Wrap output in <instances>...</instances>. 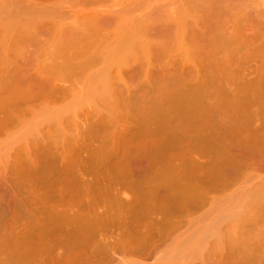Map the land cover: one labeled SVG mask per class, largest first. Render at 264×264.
<instances>
[{
  "label": "rangeland",
  "instance_id": "obj_1",
  "mask_svg": "<svg viewBox=\"0 0 264 264\" xmlns=\"http://www.w3.org/2000/svg\"><path fill=\"white\" fill-rule=\"evenodd\" d=\"M2 29H0V72L1 73L5 72L6 74H10V73L12 74V72L14 73V71L19 72L22 70V72H24L26 70L27 71L32 70L31 72L34 73V71L36 70H37L36 72L38 71L41 72V70L43 69L44 73H46L47 76L50 75L49 77L52 78L49 79L51 81V84H57L59 90H54L53 93L52 91L47 92L45 94L39 93L37 94L38 96L42 94L39 97L37 95H36L37 97H35L34 95L36 93L35 92L34 94L31 95L32 98L31 97L28 98L27 95L28 93H26V91L23 90L25 91L26 97H24L25 94H23L22 99L23 101L25 99L27 102L26 101L21 102L20 101L22 100L21 97H18L17 99L19 100L20 98L18 103L21 102L20 104L23 107L25 106V104L27 106L22 109V106L19 105L20 108L19 111H21L20 113L18 112L19 115H16L17 113L16 111L15 113L13 112V114H15L13 117L12 115L11 116L9 115L11 118L6 116L2 117L4 118L2 120L6 121L5 118L9 120L6 121L7 123L4 122L5 123V124L3 123L4 126L2 125L3 127L0 128V254H1L0 263L1 264L3 263L32 264L31 261H34L33 259H31L30 257L25 258L19 256V254H21L22 252L25 253L27 251H31L39 244L42 245L46 244L45 246L49 245L48 246L49 248L50 247L54 248V245H57L55 246V249L52 250L51 248V252L53 251L52 254H54L55 251L62 252L64 247H62L63 245L61 244V242L62 240H64L63 238L65 237L66 239H68L69 241L68 243H70L66 247L65 244L67 245L66 243L67 241L64 240L65 243L63 244L66 247L64 249L66 253H69L67 249L70 250V248L76 250L74 252L72 251L71 253H75L77 252V250H78L77 253H79L81 249H82L81 253H86L83 251L84 249L87 252H91L88 249H93V251L95 250L106 251V247L108 250L109 247L112 246L109 249V253L112 252L110 255V259L106 258L103 264H239V263L249 264L248 255H250L249 252H251V250H253L254 255H258L262 259V257L264 256V194L262 193V191H264V189L262 190L264 186V146H263L264 140L262 141L259 140V142L258 140L257 141L255 140L256 143H254L253 141H252L253 143H251L249 140L250 142L249 143L247 142L248 140L242 139L245 141L244 143L243 141H241V138L238 140L237 137H236L237 139H234L235 136L233 138V135L229 136L231 134L230 131H233V129L230 130L231 127L230 125H227L230 127H227L225 129H224V127H226L225 125H223L224 127H220L222 121L227 122V120L229 121L230 118V120H232L229 121L230 124L235 125L234 127L235 129L239 128L241 130L244 127V124L242 125V123L244 122L242 121L245 120L246 122L247 112L250 111L249 110L250 108H245L244 106L241 107L242 109L239 108L240 106L234 107V105H232L230 102L231 99L230 96H232L231 95L232 92L230 93V90L231 89L233 90L235 88L234 91H236V89L238 91L239 87L238 86L235 87V84L237 85L239 78H241V77L235 78L234 75L235 72H237V67H238L237 63L232 61V62H228L227 64L228 65L226 70V72H228L227 76L233 79L232 80L230 79L232 82L231 84L230 80H228L227 78V80L232 85V87L231 89L230 88L225 89L226 87L222 88L216 85L217 82L215 81L216 82L215 84L213 80V75L216 71L215 64L220 62L218 57L216 55H213V57L204 60L202 65H205V68L202 67L201 65L199 66L201 73L205 71V73L208 75L207 76L205 73H203L207 76L206 78L207 87L206 88L204 87L202 90L203 93L202 95L204 96L201 97L200 90L198 89L196 90L194 89L195 93L190 95L188 94L189 92H187L186 90L187 95L185 93L184 95L183 92L185 89H182L183 88L182 87L181 89L183 92L181 91V93H179L180 89L178 88L179 89L178 92L176 91L177 94L174 93L173 95L171 94L172 96H170V98L172 99L171 106L168 108H164V107H159V92L157 91L159 90L158 87L161 88L160 86L161 82L159 83V79L156 78L154 74L152 73L146 74V72L144 71L143 73L140 74L138 73L139 75L137 76L130 75L133 78H131L129 75L126 74L127 69L131 67L130 66L131 64L135 67L141 63L138 62L139 59L138 60L136 59L133 51H127V53L128 54L130 53L132 57H130V54L128 55L127 53L125 54L126 56L128 55V57H126L125 54L121 55L122 57L125 56L126 58L125 57L122 58L118 56L120 59H123L121 60L120 63H119L120 59L118 57H117V60L119 59L118 61L115 60L114 57L108 58V60L106 59L107 61L104 58V64L105 66L109 65L107 66L108 68H105L104 64H103L104 67L103 66L101 67L103 62L101 61L102 62L101 63L97 61L98 64L101 63L100 67H98V69L100 68L102 69V70L100 69L101 73L99 72V70H96L97 67L92 71L94 72L96 70L100 73L101 78L99 77L98 79L101 82H99L97 80V76H99V74H97V76L94 77L92 75L93 72H88L90 70L87 69L89 68L88 66L87 67L84 66L80 70L79 68H77L76 69L77 72L76 70L69 71V69L67 72L68 67L65 68L66 66H64V63L62 61L63 57L60 54L61 52H59L60 54L59 55L58 52L55 51L57 50L56 47L53 49L51 48L58 55V56L56 55V57L53 55L54 61L58 62V64L60 63L59 62L60 60L62 61L60 65L61 66L63 65L64 68L61 67L60 69V67L56 65L57 63L56 64L55 62L53 63L52 57H50L51 58L50 60L49 58L50 55L47 56L48 54L52 53V50L50 51L51 53L49 52L48 54L46 51L48 47L47 48L43 47L44 50L46 49L45 54L44 51H42L43 48L40 50V45L42 42L40 41L41 43H38V41L40 40L39 36H38L39 38L35 40L36 38V36L34 35L35 32H32V30L31 32L28 30H14V31L12 30V32H14L15 34L13 35L12 32L7 33L9 29L8 30L6 29L7 31H4L5 29L4 30ZM172 32H173L172 38L171 41L169 42L170 52L166 56L159 58V66L160 65L162 67L166 65L171 66L172 64H174L177 68H182L187 55V46L186 43L181 41V39L177 36V34L174 33V31ZM10 33L15 37L12 38L11 37L12 35H10ZM1 35L2 36L4 35L5 37H2ZM31 37H33V39H31L32 43L31 41L29 42V39ZM26 38H28V41ZM54 38L52 40H54ZM12 39H16V42ZM33 40L35 41L38 40L36 42L37 43L36 45L34 43L35 41ZM13 41L15 43H13ZM48 43L51 44L52 43L51 40ZM48 43L47 45L46 44L45 45L49 46ZM231 48L234 47H228V49ZM208 49L214 51L213 48H207V50ZM240 50L243 53V56H246L249 61L247 64L249 70L247 71L246 79L253 81L256 78L254 74L255 68H259L261 70L262 69L261 67H264V46H260V44L256 43L253 45L241 46ZM38 53H40L39 56L41 55V58L47 57L48 59L46 60L44 59L45 61L41 58L35 59V56H37ZM42 53L44 55L46 54L47 55L43 56ZM88 53L90 54L92 52L90 51ZM89 54L86 53L85 55L90 56ZM101 54L102 52L100 53V55ZM97 56L99 58V54H97ZM101 58L103 57L101 56ZM39 59L41 60L42 64H40ZM81 59H82V55L79 56L78 60ZM141 59L143 60V57H141ZM49 60L51 62H49ZM86 60H84V62ZM47 61L49 62L48 65H47L48 63ZM115 61L118 64L117 63L115 64ZM186 63H187L185 64L186 66L184 65L185 68L191 69V67L187 66L189 65L188 62ZM50 64L52 65L50 66ZM54 64L56 65L55 68H58L60 70L54 69ZM77 64H79L78 66L81 65L80 63ZM126 66H128L129 68H127ZM168 66L166 68H170ZM21 67H23V69L25 70L20 69ZM28 67H30L31 69ZM174 67H172L171 69H173ZM90 68L92 67L90 66ZM103 68H105V70ZM8 70H10L11 72ZM46 70H48V73L52 72L51 73L52 76L51 74H48ZM61 70L63 71V73L67 72L68 75L70 73L71 76L69 75L68 78L65 77L64 76L65 74H62ZM119 70L125 72L123 76V80L126 81L128 85L129 84L132 86L134 85L133 91L131 90L134 96L133 99L138 100L140 98L145 100L146 101L145 103L149 102V104L147 103L149 105V107L147 106L148 107L147 117L141 116L140 114L141 111H139L141 107L139 109V106H137L138 109L136 110H134L136 107H134L133 109V107L131 106L132 108L130 107L129 110V108L128 109L127 107L125 108L126 105L119 104V101L121 103H126L125 101L122 102L121 100L131 97L132 94L130 93V96H128V92L126 93V89H125L126 87L124 86L123 83L120 84L122 80H118L119 78L117 79L115 77L116 73ZM193 70L194 69H191L192 72L191 74L194 75L196 74V71ZM71 72L72 73L76 72V74L75 73L72 74ZM150 72L154 73V71H150ZM53 75L55 76L58 75V77L57 76L55 77ZM89 77H91L92 79L96 78V81L94 80V82H91L92 84L90 83L88 85V82H86V80L93 81ZM113 77L116 79H114ZM192 77L193 76H191V78ZM110 78H112V81L110 80L109 82L111 84H113L112 82H114L115 85L113 86V88L114 89L116 88L118 93H115L116 90L113 92L110 88L107 89L106 86L104 85V84L106 85L108 84V82L107 83L105 82ZM159 78H161V76ZM234 78L237 80V83L236 81L234 82L235 80ZM189 79L190 78L188 77V80ZM205 80L203 79L202 81ZM94 83L98 86L97 88L98 92L101 93L99 95L97 94V96L95 94L98 93L95 92L96 90L93 91L92 93L90 92L94 90V86L96 87ZM118 83L119 85L124 86L125 90L123 88H120L124 90V91L122 90L123 93L122 91L121 92L119 91V88H117V86L120 87ZM257 83L255 85L258 87ZM83 84L87 85V86L85 85L87 89H84ZM193 84L194 81H192L191 86ZM148 85H150L151 88L150 86L148 87ZM196 86H192V88H196ZM174 87L177 90L176 85ZM250 88L251 87H249V89ZM199 89H201V86ZM249 89L244 90V93L249 91ZM110 91H112V93ZM197 91H199V94H196ZM203 91H205L206 96ZM244 93L243 91H241V93H239L238 95H240V97L245 96L246 98L252 97L251 99L253 98L257 99L258 97V95H256L257 96L256 97L255 95L252 96L253 94L247 93L246 95H244ZM102 94L103 97H101ZM1 95H3L2 97H4V94ZM238 95L236 94L235 98L239 97ZM232 98H234V95L232 96ZM221 100H223V104L221 103V105L217 107L210 105V103L212 102L221 101ZM154 101L156 104L154 103ZM96 106L99 107V109ZM121 106L123 109L121 108ZM253 110L255 111L261 110V114L264 115V100L262 101V103L259 102V104L258 103L254 104L252 107V111ZM258 111L256 114L260 112ZM5 112H3V114ZM118 112L120 114H118ZM9 113L6 112L5 114L7 115ZM117 114L120 116H117ZM238 114L241 116H239ZM235 115L237 117H240L239 124L236 123L238 122L236 120L239 118H237ZM112 116L114 119L112 118ZM114 116L117 118H115ZM242 117L245 119L244 120L242 119L241 121ZM256 118H254V123L251 121L252 122L251 129L254 128V126H259L258 125L259 122H263L259 120L264 119V118H260V116L259 119L257 115ZM115 119L116 121H114ZM113 121L114 122L119 121L122 125H126L124 123L127 121H128L127 123L133 124V126L130 128V132L131 133L137 132V134H135L136 137L134 138L136 141L132 140L131 142H127L125 138L126 134L124 132H121L124 131V126H121L119 124L121 127L118 125V128L116 129L115 126L117 125L113 124L111 126ZM138 122L140 123V125ZM142 123H146L147 129L149 128V131L150 130L151 131L150 133L149 131L147 132L148 140L146 138V141L145 139L144 141L143 140L137 141L138 131L143 132L144 130V129L142 130L143 128ZM236 124H238L239 126ZM248 126L246 125V127H244L246 131L248 130V128H250V126L249 127ZM262 128L264 129V127ZM239 129L237 131H239ZM153 130H156L157 133L154 132ZM226 130L227 132L228 130H230L229 131L230 134L229 133L225 134ZM115 132H117L118 135L121 134L122 135L121 137L123 138L122 139L119 138L120 135L118 137L116 135L117 138L115 137V135L111 136ZM144 132L146 133L145 130ZM143 133H139L141 137V138L139 137L140 139L144 138L142 136ZM150 134H154L153 136L151 135L152 138L154 137L153 139H155L156 141H157L156 138H158L160 142L159 141L155 142L154 140V143L153 142L151 143L150 139L152 138H150L151 137ZM183 134L184 135L186 134L187 138L185 136L183 137ZM223 134L225 135L223 136ZM155 135L157 137H155ZM112 137L116 138L117 143L114 142L115 144H113V142H111V140H113ZM118 138L121 139V143L118 142L119 141ZM76 139H79L80 141H82V143H83L82 139H84L85 141L86 139H92V140L94 139L93 142L91 143L94 147L96 146L95 148H97L100 144H102L104 140L105 142H107V146L109 145V149L113 155L111 156L110 154H108L107 158L97 161L95 163L91 161L90 157H88L87 150L81 149L80 156L78 158V161L81 164V166L79 167V172L78 174L71 173L70 167L66 163L67 161L68 162L70 161L71 157L69 156L66 162L59 161V163L57 162L54 163L53 160L49 157L46 151L47 149H45L46 148L45 144L49 146L48 143L49 144L51 143L52 146L51 148H53L52 150L54 151L56 150L55 152L62 153L63 152L62 146L64 144L65 145L70 144V146H72L71 143H74L73 141H75ZM162 139L165 140V142H163V144L160 145L161 142L163 141ZM166 141L168 142V144H166L167 143ZM86 142H88V140ZM54 143L56 145L58 144L57 146H55L56 148L53 147ZM82 143L80 142V144ZM41 144L42 145L44 144L45 148ZM144 144L146 147L144 146ZM163 145L164 147L167 146V148L165 149ZM168 145L171 148H169ZM138 148H140L139 151H137ZM145 149L146 151L144 152ZM167 149H169V152L166 153L165 150ZM160 150L164 152H161ZM188 150H192L193 152L190 153L191 151ZM134 151H136L137 153L141 152L140 155L142 154L143 155L140 157L139 153L137 154ZM69 152L67 155H69ZM71 154L73 155V153ZM30 156H33L31 157L32 160L36 158L35 162L36 161L38 162L37 164H35L37 167L36 170H35L36 167L31 165L32 160H30V158L29 160L31 162L27 160L28 157ZM230 157H232L231 159L235 158L237 164L239 162L238 165L236 164L237 166L232 165L233 167H237L236 169L237 172L236 171L233 172L234 169L229 164L230 167L227 165L226 167H229L230 169L232 168L233 171L232 169L229 170L232 171V173L227 171L229 173H225L224 175L221 174L220 176L222 178L219 176L220 179H218L216 175H212L208 173V171H210L209 169L213 165L217 164L216 163L217 159L228 160L227 158ZM28 163L31 165V167L29 166ZM63 163H64V167L61 168L60 166H63ZM135 164L136 165L139 164V166H137L140 167L138 168L139 172H137L136 170L137 167ZM27 166H29L28 169H31L32 167L34 168H32V170L29 171L27 170ZM174 167H180L181 169L178 171L176 170L174 171ZM161 168L164 169L165 171L160 170ZM229 168H226V170ZM25 169L27 170V173L29 171V173L32 172L33 174L30 173L31 175L30 174L28 175L27 173H25L26 172ZM213 176H215L214 177L215 179L213 178ZM223 176H225L226 180H228L229 182L228 184V182L225 180V183L227 182V184H225L224 182L220 183V184L223 183V186L225 184V189H223L224 187L219 184L221 179L222 180L225 179ZM58 177L61 178V180L58 181L57 180ZM176 179L179 181H177ZM82 181L83 182L85 181L89 184L113 182L115 184L113 188L114 187H115L114 189L118 188V190L115 191L118 193V196H120L121 199H124V196L125 197L127 196L129 200H131L128 201V203L126 204L127 207L133 208L138 213H140L139 214L140 219H142L145 224L142 223L141 220V222L139 221V224L142 223L141 226L138 224V222H135V223H131L132 226L129 224V227H127L128 224L126 225L125 223L124 226L126 225V227H124L123 222L122 225H120L121 222L120 224L118 222L117 224L120 225L119 227L116 223L113 224L114 222L112 221H111L112 224H110V222L108 224L106 223L103 224V221L102 223H97L96 220L93 221L94 223H90L91 221L88 220L86 221L84 217L80 221L74 220V221H66V222L64 221L61 223L57 222V224L54 223L53 225H52L53 222L50 223V225L53 226L54 228L48 226L49 223L45 221L49 219L48 213L50 212V210H53L54 208H57L59 210L64 209L63 206L64 203H62L61 199H59L60 197L59 195L62 192L61 190L59 192L57 191L59 190L58 187L59 188L68 187L73 190L72 187L74 186V184L80 183ZM175 183H181L182 185L179 184L181 187L190 185L189 187L192 188L193 190L190 188L188 190L187 189L188 187L187 188L184 187L187 189L184 190L183 187L181 188L179 187V185H176ZM215 184L216 186L218 184L220 186H217L216 188ZM204 185L206 188L208 186V188L206 189ZM227 185L229 186L226 187ZM53 187H55V189ZM195 187L197 189V192ZM200 189H203L205 191V193H203L205 196L202 195L203 190ZM72 190L70 192L68 191L67 192L75 193V189L73 191ZM112 191L113 190H111V192ZM91 193L92 192H90L89 195L87 196L76 197L75 195V197H72V199L75 198L74 200H72L74 201L73 202L74 207L80 206L79 207L80 210H83L84 205L85 204L87 205L90 197L98 194V196H94L95 201H94V197L92 199L95 203L94 204L95 206L94 209L96 208L95 209L96 211L94 210L95 212L97 211L102 212L105 210L109 211L111 208L112 209L109 212H111L112 210H114L112 212H115L117 209L119 210L118 208L119 203L117 200L115 202L107 195L109 197L108 198L107 196H105V193L103 195L104 197L103 196L101 197L102 195L101 192H100L101 194L97 193V191L92 194ZM14 194L17 196H15ZM99 195L100 198H98ZM10 201L15 203H11ZM8 203H10L9 206ZM12 204H14L15 206ZM7 206L8 208L11 206L12 209L14 206L17 209V211L15 209V214L13 213L12 215V212H10L9 210L11 208L8 209ZM65 206L67 207L68 205ZM67 209H70V206ZM151 213L153 215H151ZM126 216L127 214L124 215V217ZM152 216L155 217L151 219L150 217ZM149 219L151 220V222L149 221ZM154 220L158 221V223L155 222L152 223V221ZM147 221H149L152 225H150V223ZM55 225L57 226V228ZM145 225H147V227H145ZM46 226L51 227L52 229ZM26 227L27 229L29 228V232L26 234L27 236L29 234L28 238L23 237L26 236L25 235V233L27 232V231L25 232V230H27ZM137 227L139 229L141 227L142 231L138 229L140 233L138 232ZM133 228L137 230V232H135ZM143 229L146 232L144 233L145 235L143 234L144 232ZM9 230L10 232L8 233ZM4 231H6L8 235L4 234L6 233ZM52 231L55 233L52 234ZM151 231L152 232L155 231L154 232L155 235H152L153 233ZM9 234H11L10 237H7L9 236ZM60 236H62V239L60 238L61 242L59 240L60 242L59 243L58 238ZM139 236L142 239H140ZM149 236H152L151 239H148ZM103 237L104 239L107 240V242L105 240H102ZM114 237L116 238L114 239ZM117 237H120V239ZM144 237L146 238L144 239ZM124 238L126 239V241ZM100 240L106 242V243L102 242V244L104 245H106L108 242L109 243L107 244V246L105 247L103 246L104 247L103 249H100L102 248V245L101 246L99 244H98L99 246L97 244H96L97 246L92 245V243L99 242ZM143 240L144 242L146 241L145 242L146 244L143 242ZM138 241L140 242V244L138 243ZM127 243L130 244V247H128L129 245ZM131 243L132 244L138 243L140 247L137 246V244L132 245V248L136 249L133 250L131 248ZM124 244H127V246ZM143 244L145 245L146 249L149 248V251L151 250L152 252V255L150 257L148 256L149 257L148 259L144 258L145 255H143L144 257L142 256L143 252H141L140 248L143 249L145 248ZM59 246L62 249L59 248ZM57 248L59 250H57ZM111 249L113 250L110 251ZM14 252L17 254H15ZM48 252L51 253L49 250ZM117 252L119 253L117 254ZM10 253L11 254L14 253L17 258L18 256L23 258L24 262L22 261L21 263V261H19L21 258L18 260L15 256L14 258H9L11 257L9 256L11 255ZM6 254L7 257L5 256ZM46 254L48 253L43 252L45 258L44 260L47 261V264H51L52 261L49 258L46 259L47 257H49V256L46 257ZM239 255H242L244 256L243 258L245 259L247 258V259L246 260L243 259L242 261V257H240L241 258L240 261ZM30 259L31 261H29ZM107 259L109 260L107 261ZM237 260H239L240 262L235 263ZM262 260L264 261V259ZM44 263L46 264V262ZM98 264H100V262Z\"/></svg>",
  "mask_w": 264,
  "mask_h": 264
},
{
  "label": "bare ground",
  "instance_id": "obj_2",
  "mask_svg": "<svg viewBox=\"0 0 264 264\" xmlns=\"http://www.w3.org/2000/svg\"><path fill=\"white\" fill-rule=\"evenodd\" d=\"M0 12H1L0 13V29L3 28L2 30L5 29L4 31H7L9 29L7 31V33L12 32V30L13 31L14 30H28L30 32L32 30V32H35V34H34L36 36L35 40L40 37L39 38L40 40L39 41L37 40L38 43L42 42L41 45H40V50L43 47L44 48L48 47L50 50L48 48H47V50L45 49L47 51V54H48L53 48L56 47L57 50H55V51L58 52V54H59V52H61L60 54L63 57L62 61L64 63V66H66L65 68L68 67L67 68V72H68V69H69V71H71V70L75 71L77 68H79V70H80L84 66L85 67H87V66L89 67V68H87L88 70L90 69L88 72H93L92 70L96 69V67H97L96 70H99V72H100L101 68L98 69V67H100L102 62L103 63L101 65V67L103 66L104 58H105V60L106 59L108 60V58L114 57V59L117 60L118 56L122 57L121 55L122 54L124 55L125 53H127V51H133L136 59L137 60L139 59L138 62L139 63L141 62V63L140 64L138 63L139 65L135 66V67L132 64L130 65L131 66L130 68L128 66H126L127 68H129V69H127L126 74L129 75V76L130 75H132V76L136 75L137 76L140 73H143L144 71L146 72V74H149V73L150 74L151 73L154 74V76L159 79V83L161 82V85L159 84L161 86V88L158 87V89H159L158 91H157V88H156V91L159 92V107H164V108L170 107L171 104H172V101H171L172 99L170 98V96H172L174 93L177 94L179 89H180L179 93H181L182 89H185L184 92L182 91L183 94L184 93L186 94L187 92H189L188 93L189 95L190 94H194L195 93L194 91L196 89H198V90H200L201 97L204 96V95H202L203 94L202 90H203L204 87L205 88L207 87L206 86V82H207L206 78H207L208 75L205 73V71H203V73H205L207 76L205 74L201 73V70L199 69V66L201 65L202 67L205 68V65H202L204 60H206V59H208L210 57H213V55H216L218 57V59L220 60V62L215 64L216 71H215V73L213 75L214 83L216 84V82H217L216 85H218V86H220L222 88L226 87L225 89H229V88L231 89V87H232L231 80L233 78L231 79L229 76H227L228 72H226V70H227L228 62L234 61L235 63L238 64L237 72H235V74H234L235 78L236 77L237 78L241 77L238 80V84L240 86L238 84L237 85L235 84V87L238 86L240 88V91H239V88H238V91H237V89H236V91H234L235 88L233 90L232 89L230 90V93L232 92L231 95L232 96L234 95V98H232V96H230L231 99H232V100L230 99V102H231L232 105H234V107L235 106L236 107L240 106L239 108H241L242 106H244L245 108H250L249 109L250 111L247 109L249 112H247V110H246V112H247V115H246L247 116V120H246V122L244 120L245 118H243V117L241 118V121H242V119L244 120V121H242V122H244V123H242V125L244 124V127H246V125L247 126L249 125L250 128H248V130L246 131V129H244V127L242 128V126H241V128L244 129L245 131L242 130V129L240 130L239 128H238L239 131H237L238 129L236 128L237 129L236 130L234 128L235 125L230 124L229 121H232V120H230V118H229V121L226 119L227 122L222 121V124H221L220 127H224L223 125L226 126V127H224V129L227 128V127H230V126L233 127V128L230 127V130L233 129V131L228 130V132H227V130H226L225 134L226 133L228 134L229 131H230L231 134L229 133L230 134L229 136L233 135V138L235 136L234 139L238 138V140L241 138V141H243L244 143H245V141L242 140V139L248 140L247 142H249V140H250L251 143H253V142L256 143L255 140L256 141L258 140V142H259V140L260 141L264 140V129L262 128V127H264V124H263L264 123V119L259 120L260 118H264V115L261 114V110H259L260 112L258 110H256V111L253 110L252 111V107H253L254 104H257V103L259 104V102L262 103V101L264 100V67H261L262 68L261 70L259 68H255L254 74H255L256 78L253 81L247 80L246 79L247 78V71L249 70L248 67H247V64H248L249 61H248V58L246 56H243V53L240 50L241 46H248V45H253V44H256V43L260 44V46H264V0H0ZM172 31H174V33L177 34V36L181 39V41L186 43L187 55H186V59L184 61V65L187 64L186 62H188L189 65H187V66L191 67V69H194L196 71V74H194V75L191 74L192 73L191 69L190 68L186 69L185 68L186 65L185 66L183 65L182 68H177L174 64H172V65L169 64L172 67L175 66L173 69H171L172 67L168 66V65L163 66V67L161 65L159 66V58H162L163 56H166L170 52L169 51V42L171 41V38H172V33H173ZM12 34L15 35L14 32H12ZM12 34L10 33V35H12ZM51 34H53V35H51ZM13 35L11 36L12 38L15 37ZM35 36H33V37H35ZM51 36L53 38L55 37L54 40L56 41V43H55L54 40H52L53 38ZM2 37H5V36L3 35ZM33 37H31L29 39V42L31 41V43H32L31 39H33ZM48 37H49V40H48ZM26 39L28 41V38H26ZM12 40H14L16 42V39H12ZM35 40H33V41H35ZM50 40L52 42L51 44L48 43ZM14 41H13V43H15ZM37 41L34 42L35 45L37 44L36 43ZM47 43L49 44V46H46ZM55 44H57V45H55ZM50 46H52V47H50ZM57 46H58V48H57ZM228 47H234V48L228 49ZM44 48H43L42 51H44V54H45L46 52H45ZM207 48H213L214 51H211L209 49L207 50ZM55 51L52 50V53L50 52L52 55L51 54H48V55L46 54L47 56L50 55L49 58L52 57L53 63L55 62L54 61V56L56 57V55H57ZM90 51L92 53L89 54L88 52H90ZM100 51L102 52L101 55H100V53H101ZM30 53H31V51H30ZM81 53H83V54H81ZM84 53L85 54L87 53L90 56L85 55ZM39 54L40 53H38L37 56H35V59L41 58V55L39 56ZM44 54L42 53L43 56H46ZM79 54L82 55V59L81 60H78L79 56H81ZM97 54H99V58H98ZM31 55H32V53H31ZM83 55H84V57H83ZM128 55L126 56V54H125L126 57H128ZM85 56H87V57H85ZM101 56L103 58H101ZM125 56H123V57H125ZM28 57H29V55H28ZM130 57H132L131 54H130ZM141 57H143V60L141 59ZM29 59H31V58H29ZM41 59H43V60L45 59L46 60L48 58L46 57V58H41ZM101 59H103V60H101ZM50 60H51V58H50ZM50 60H49V62H51ZM74 60H75V63H74ZM76 60H78V61H76ZM84 60H86V61L84 62ZM121 60H123V59H120L119 63L121 62ZM62 61L60 60L59 62L62 63ZM97 61L98 62L102 61V62L98 64ZM29 62H31V61H29ZM49 62L47 63V65L49 64ZM76 62L80 63L81 65L78 66L79 64H77ZM60 63L58 64V62H55V64L58 67H60V69H61V67L64 68V66L63 65L61 66ZM116 63L117 62L115 61V64ZM40 64H42L41 60H40ZM52 64H50V66ZM55 64H54V69L60 70L58 68H55L56 67ZM75 64H77V65H75ZM110 64H111V61H110ZM28 66H31V65H28ZM90 66L92 68H90ZM104 66H105V64H104ZM107 66H109V65H107ZM107 66H105V68H108ZM167 66L170 67V68H166ZM43 67H45V66H43ZM28 68H30V67H28ZM105 68H103V69L105 70ZM163 68H165V69H163ZM20 69H23V67H21ZM23 70H25V69H23ZM42 70H41V72L40 71L36 72L37 71L36 70V71H34V73L31 72L32 70L31 71L28 70L29 72L27 70L24 71V72H22V70L19 71V72H15L14 71V73L12 72V74L10 73L11 72L10 70H8V71H10L9 72L10 74H6L5 72L4 73L0 72L1 73L0 74V77H1L0 78V113H1L0 114V118H1L0 119V126H1L0 128H2L4 126L3 125L4 122L7 123L6 121L9 120L7 118H5L6 121L2 120V119H4V118H2L3 116L4 117L5 116L6 117H10L12 115V117H13L15 115V114H13V112L15 113L16 111H17L16 115H19V113L21 112V111H19L20 110L19 105H21L20 103L23 101L22 97H23V94H25V91H26V93H28L27 94L28 98H30L31 95L34 94L35 92L36 93L34 95H35V97H37L38 96L37 94H39V93H44L45 94V93L51 92V91L53 93L54 90H59V87L57 86V84H51V81L49 79H52V78L49 77L50 75L47 76V74L44 73V70H43V72H42ZM96 70L93 72L94 74L92 73V75L95 77V76H97V74H99V76H97V80L99 82H101L98 79L100 77V73L101 72L99 73ZM150 71H154V73L150 72ZM46 72L48 73V70H46ZM76 72H77V70H76ZM76 72H74V73L76 74ZM51 73L52 72H50L48 74H51ZM66 73H63V71H62V74H65L64 76L68 78L70 73H69V75H68V73L67 74ZM74 73H72V74H74ZM89 74H91V73H89ZM102 74H104V73H102ZM124 74H125V72H123L122 70H119L116 73L115 77L117 79L119 78L118 80H122L123 81V82L122 81L121 82L119 81V82H120V84H122V83L124 84V86L126 87L125 88L126 89V93L128 92V96H130V93H132V91L134 89V87H133L134 85L133 86L130 85V84L128 85V83L123 80ZM201 74H203V75H201ZM92 75H90V76H92ZM51 76H52V74H51ZM53 76H55V75H53ZM56 76L58 77V75H56ZM160 76L162 78V81H161V78H159ZM191 76H193V77L191 78ZM152 77H153V75H152ZM188 77L190 78L189 80H188ZM67 78H65V79H67ZM89 78H91V77H89ZM116 78H114V79H116ZM131 78H133V77H131ZM227 78H228V80L231 79L230 80L231 84L229 83ZM102 79H103V77H102ZM201 79L202 80L206 79V80L202 81ZM84 80H86V79H84ZM91 80H93V81H89V80L87 81L86 80V82H88V85L91 82H94V80L96 81V78L95 79L91 78ZM110 80L112 81V78H110L109 80H106V82L105 81H102V82H105V83L108 82L107 85L104 84V83L103 84L106 86L107 89L110 88L114 92L116 90V88L115 89L113 88V86L115 84H114V82H112L113 84H111L109 82ZM192 81H194V84L196 83L195 85L194 84L192 85V86H196L197 85L196 88H192V86H191ZM235 81L237 83L236 79L234 80V82ZM97 82H96V84H97ZM124 82H126L127 84L124 83ZM163 82H165V83H163ZM257 82L260 83V84H258ZM256 83H257L258 87L255 85ZM85 85H84V89H87L85 87ZM118 85H119V83H118ZM173 85L174 86L176 85L177 90H176V88ZM233 85H234V83H233ZM119 86L120 87L117 86V88H119V91L121 92L124 89V86H122V85H119ZM149 86L150 85H148V87ZM200 86H201V89H199ZM90 87H91V85H90ZM249 87H251V88L249 89ZM60 88H61V86H60ZM80 88H83V87H80ZM97 88H98L97 85H96V87L94 86V90H92L90 92L92 93L95 90H96L95 92H98ZM120 88H123V89H120ZM150 88H151V86H150ZM88 89H90V88H88ZM248 89H249L250 92L247 91V92L244 93V90H248ZM23 90H25V91H23ZM64 90H66V89H64ZM173 90H175V91H173ZM186 90H187V92H186ZM112 91H110V92L112 93ZM116 91H115V93H118V91L117 92ZM123 91H122V93H123ZM241 91H243L244 95H246L249 92L248 94H253L252 96L258 95V97L256 96L257 99L256 98L251 99L252 97H250V98L247 97L246 98L245 96L244 97H240V95H238V94L241 93ZM101 92H102V90H101ZM203 92L205 93V91H203ZM237 92H239V93H237ZM52 93H50V94H52ZM106 93H108V92H106ZM259 93H260L261 97L259 96ZM1 94H4V97H2L3 95H1ZM95 94L97 96V94L99 95L101 93L98 92V93H95ZM196 94H199V91H197ZM236 94L240 98L239 97L235 98ZM41 95H39V96H41ZM105 95H107V94H105ZM132 96H133V93L131 94V97L121 100L122 102L125 101L126 103H121L119 101V104L120 105L121 104L122 105H126L125 108L126 107H127V109L129 108V110H130L131 106L133 107V109H134V107H136L134 110L138 109L137 106H139V109H140V107L142 109V110L141 109L139 110V111H141V113H140L141 116L142 117H147L148 116V107H149L148 104H149V102H147L148 103L147 104V103H145L146 102L145 100L140 99V98L138 100L137 99H133L134 96L133 97ZM205 96H206V93H205ZM18 97H21V99H22V100H20V98H19V100L21 101L19 103H18L19 100L17 99ZM24 97H26V94L24 95ZM101 97H103V94L101 95ZM259 97H260V100H259ZM199 98H200V96H199ZM16 100H17V102H16ZM25 101L26 100L24 99L23 102H25ZM31 102H32V100H31ZM154 103H155V101H154ZM205 103H206V101H205ZM221 103L223 104V100L212 102V103H210V105L217 107V106L221 105ZM110 104H111V102H110ZM17 105H18V107H17ZM99 105H101V104H99ZM26 106L27 105L25 104L24 107H26ZM24 107L22 106V109ZM97 108L99 109V107H97ZM114 108H115V106H114ZM121 108H122V106H121ZM146 109H147V112H146ZM257 109H260V108H257ZM129 110H127V111H129ZM143 110H144V112H143ZM150 110H149V112H150ZM5 111L7 113H9V112L10 113L6 115ZM257 111L259 112L258 114H256ZM3 112H5L4 113L5 115L3 114ZM118 114H120V113L118 112ZM118 114H117V116H120ZM128 114H129V112H128ZM259 114H261L262 117ZM256 115L258 116V118L260 116V118L258 120L259 121H263V122H259V124H258L259 126H254L253 125L254 128L251 129V126H252L251 123L252 122L254 123V118H256ZM239 116H241V115H239ZM236 117H235V119H236ZM112 118H113V116H112ZM115 118H117V117H115ZM237 118H239V119L236 120V121H238L236 123L239 124L240 117H237ZM114 121H116V119ZM241 121H240V123H241ZM113 122H112L111 126L113 124L117 125V126L114 125L116 129L118 128L119 124L121 126H124V131H121V132H124L126 134L127 137L125 136V138H126L127 142H131L132 140L136 141L134 138L136 137L135 134H137V132L136 133L132 132L133 134L130 132V128L133 126V124L127 123L128 121L124 123L126 125H122L119 121L114 122V123ZM233 122H235V121H233ZM238 124H236V125H238ZM139 125H140V123H139ZM139 125H138V127H139ZM142 125H143L142 126L143 127L142 130L144 129L146 131V133L144 132V130H143L144 133L138 131V135H137L138 138L140 137L139 133H143V135L142 134L141 135L144 138L140 139L141 138L140 137L139 140L137 138V141H141V140L144 141V139L146 141V138L148 140L147 132L149 131V128L147 129L146 123H142ZM227 125H230V126H227ZM139 129H141V128H139ZM114 131H116V130H114ZM150 131H149V133H150ZM153 131L156 132V130H153ZM225 134H223V136ZM113 135H115V137H116V135H117V137L120 135L119 138H121V139L123 138V137H121L122 135L121 134L118 135L117 132L113 133L111 136H113ZM151 135L153 136L154 134H150V136ZM148 136H149V134H148ZM152 136L150 138H152ZM184 136L186 137V134L185 135L183 134V137ZM155 137H157V136L155 135ZM183 137H181V138H183ZM112 138H113V140H111V142H113V144H115L114 142L117 143L116 138H114V137H112ZM153 138L150 139L151 143L152 142L154 143L155 139H153ZM121 139H119L118 142L121 143ZM156 139H157V141H159L158 138H156ZM82 140H83V143L79 139H76L75 141H73L74 143H71L72 146H70V144H68V145L64 144L62 146V149H63L62 153H58V152H55L56 150L55 151L52 150L53 148H51L52 147L51 143L50 144L48 143V145L50 147L45 144L46 148H45L44 144L43 145L41 144V145L44 146L45 149H47L46 151H47L49 157L53 160L54 163L55 162L59 163V161H65L66 162L67 158L70 156L71 157L70 161L69 162L67 161L66 163L70 167L71 173H74V174H78L79 167L81 166V164L78 161L81 149H86L87 152H88V157H90L91 161L95 162V163L97 161H100V160H103V159L107 158L108 154H110L111 156L113 155L112 152L109 149V145L107 146V142H105L104 140H103V143L100 144L97 148H95L96 146L94 147L92 145V143H91V142H93L94 139L93 140L92 139H86V141L88 140V142H86L84 139H82ZM90 140H92V141H90ZM157 141L155 140V142H157ZM80 142L82 144H80ZM163 142H165V140H163L160 145H162ZM166 144H168V142ZM57 145L54 143L53 147H55ZM137 146H139V145H137ZM137 146H135V147H137ZM144 146H145V144H144ZM163 147H164V145H163ZM168 147L171 148L169 145H168ZM57 148H59V147H57ZM140 148H141V146H140ZM140 148H138V150L137 149L136 150L139 151ZM164 148L166 149L167 146L164 147ZM42 149H43V147H42ZM146 149L144 150V152L146 151ZM160 151L164 152L162 150H160ZM165 151L167 153V152H169V149H167ZM170 151H171V149H170ZM188 151H191L190 153L193 152L192 150H188ZM68 152H69V155H67ZM134 152L137 153L136 151H134ZM71 153H73V155ZM138 153H139L140 157L143 155V154L140 155L141 152H138ZM166 153H164V154H166ZM26 157H27V154H26ZM31 157H33V156H30L27 159L29 162H31L30 160H32ZM29 158H30V160H29ZM231 158L232 157L227 158L228 160H224V159L218 160L217 159V161H216L217 164L213 165L209 169L210 171H208V173L212 174V175H216L217 178L220 179V177H221L220 175L221 174L224 175L225 173H229V172L232 173L233 169H234L233 172H235L237 167H233L232 165L235 166L237 164V162H236L235 158H234L235 161H234V159H231ZM35 159H33L34 161L32 160V163H31V165L34 166V167H36L35 164L38 163L37 161L35 162ZM232 163H234V164H232ZM61 164H59V165H61ZM229 164H230L231 167H233V169L231 168L232 171H229V170H231L229 168L230 167ZM238 164H239V162H238ZM31 165L29 164L30 167H31ZM226 165L229 166V167H226ZM29 166H27V170H29V171L32 170V168H34V167H32L31 169H28ZM137 166H139V164H137L136 167ZM140 166H143V165H140ZM60 167L61 168L64 167V163H63V166H60ZM159 167H161V166H159ZM138 168H140V167H137V169H136L137 172H139ZM143 168H145V167H143ZM163 168H166V167H163ZM226 168H229V169L226 170ZM36 169H37V167L35 168V170ZM180 169H181L180 167H174V171L175 170L178 171ZM27 170L25 169V171H26L25 173H27ZM160 170L163 171L164 169L161 168ZM29 171L27 173L28 175L30 173L33 174L32 172L29 173ZM227 171H229V172H227ZM58 174H59V172H58ZM74 176H77V175H74ZM214 177L215 176H213V178ZM223 177L225 178V176H223ZM178 179H180V178H178ZM57 180L59 181V180H61V178L58 177ZM223 180L221 179L219 184L221 182L225 183L226 178L223 179ZM177 181H179V180H177ZM226 181L228 182V180H226ZM227 182L225 184H227ZM175 184L176 185H179V184L182 185L181 183H175ZM219 184L217 186H220V185L223 186V183L220 184V185ZM225 184L223 186L224 188L222 187L223 189H225ZM228 184H229V182H228ZM114 185L115 184L113 182L94 183V184L90 183L89 184V183H87L85 181L84 182L82 181L80 183L74 184L75 187L74 186L72 187L73 190L75 189V193L74 192L68 193V192H70L72 190L71 188H68V187L59 188L58 187L59 190H57V191L59 192L61 190V192H62L61 194L59 193L60 194L59 195L60 196L59 199H61L62 203H64L65 205H68V206L66 207L63 204L64 209H62V210H59L57 208H54L53 210H50V212L48 213L49 219L46 220L45 222H48L49 225H48V223H47V225L51 226L50 223H52V222H53L52 223V225H53L54 223L57 224V222L61 223V222H64V221L66 222V221H74V220L75 221L76 220L80 221V220H82V218L85 217L86 221L87 220L91 221L90 223H94L93 221L96 220L97 223H102V221H103V224H105V223L108 224L109 222H110V224H112V222H114L113 224H115V223L117 224L118 222L120 224V222H121L120 225H122V222H123V226H124L125 223H126V225L128 224L127 227H129V224L132 226L131 223L138 222V224H139V221L141 222V220H142V219H140V215H139L140 213H138L133 208L127 207L126 204L128 203V201H131V200H129V198L127 196L126 197L124 196V199H121V197L118 196V193L115 192V191L118 190V188L114 189L115 188V187L113 188ZM180 185H179V187H181ZM189 186L187 185V186H184V187H186V188L188 187L187 189L189 190V188H190ZM215 186H216V184H215ZM217 186H216V188H217ZM228 186L229 185H227L226 187H228ZM204 187H205V185H204ZM53 188L55 189V187H53ZM186 188H184V190H187ZM205 188H203V189H205ZM207 188H208V186H207ZM190 189H192V188H190ZM195 189H196V187H195ZM203 189H200V190H203ZM263 189H264V186H263L262 190ZM111 190H113L115 193L113 191L111 192ZM192 190H190V191H192ZM96 191L99 194L102 193L101 197L105 193V196L108 195L115 202L117 200L118 203H119V207H118L119 210L117 209L116 210L117 212L116 211L112 212V211H114V210H112L111 211L112 213H111V212H109L112 209L111 208L109 211L105 210V211H102V212L101 211L95 212L96 208L94 209V207H95L94 206V204H95L94 203V201H95V197L94 196H98L97 193H95L97 195H94V196L90 197L87 205L86 204H85L86 206L84 205V209L83 210H80V208H79L80 206L79 207H74V205H73L74 201H72V200H74L75 198L72 199V197H75V195H76V197L87 196V195H89L90 192L94 193ZM53 192H54V190H53ZM56 192H55V194H56ZM196 192H197V189H196ZM198 192H199V190H198ZM207 192H208V190H207ZM203 193H205L204 190L202 191V195H204ZM262 193L264 194V191H262ZM15 196H17V195H15ZM206 196H207V194H206ZM93 197H94V201L92 200ZM98 198H100V195H99ZM11 203H15V202H11ZM118 203H116V204H118ZM9 205H10V203H8V206ZM12 205H14V204H12ZM8 206H7V208H8ZM11 206L9 208H11ZM14 206H13V209L12 208L11 209L8 208L10 210V212H12V215H13V213L15 214V209L16 208ZM69 206H70V209H67ZM17 207H19V206H17ZM16 211H17V209H16ZM126 214H127V216L124 217V215H126ZM151 215H153V214L151 213ZM154 217L152 216L150 218L152 219ZM141 218H143V217H141ZM85 220H83V221H85ZM171 220H174V219H171ZM149 221L151 222L150 219H149ZM149 221H147V222H149ZM160 221H162V220H160ZM160 221H159V223H160ZM153 222L158 223V221H156V220L152 221V223ZM142 223H144L143 220H142ZM142 223H140L139 225L141 226ZM103 224H100V225H103ZM120 225H118V226L120 227ZM126 225L124 227H126ZM150 225H152V224L150 223ZM25 226H27V225H25ZM48 226H46V227H48ZM51 227H53V226H51ZM51 227H48V228L52 229ZM145 227H147V225H145ZM56 228H57V226H56ZM26 229H27V227H26ZM138 229L139 228L137 227V230ZM4 230H7V229H4ZM137 230L134 229L135 232H137ZM139 230L142 231L141 227H140ZM139 230H138V232H139ZM45 231H47V230H45ZM53 231H52V234L55 233ZM143 231H144V229H143ZM4 232H6V231H4ZM9 232H10V230L8 231V233ZM25 232H26L25 233V235H26L29 232V228L27 230H25ZM149 232H148V234H149ZM154 232H152L153 233L152 235H155ZM8 233L6 232L4 234L8 235ZM144 233H146V232L144 231L143 234ZM11 234H9V236H7V235L6 236L10 237ZM135 235H136V233H135ZM28 236H29V234H28ZM28 236L26 235V236H23V237L24 238L25 237L28 238ZM63 237H65V236H63ZM120 237H122V236H120ZM120 237H117V238L120 239ZM135 237H137V236H135ZM151 237L152 236H149L148 239H151ZM60 238L62 239V236H60L58 238V242H59ZM115 238L116 237H114V239ZM132 238H133V236H132ZM142 238H143V235H142ZM142 238L140 237V239H142ZM145 238L146 237H144V239ZM63 239L67 241L66 242L67 245L65 244V246L67 247L68 244H70V243H68L69 241H68V239H66V237L63 238ZM114 239H113V241H114ZM135 239H137V238H135ZM64 240H62V242L60 240V242L63 245L62 247H64V249H65L66 247L63 244V243H65ZM102 240H105L107 242V240L104 239V237H103ZM102 240L99 241L100 243L99 242H94V243H92V245H96V244L97 245L99 244L100 246L102 245V248H100V247H98V248L103 249L105 246H107V244L109 242L106 245H104V244H102V242L103 243H106V242H104ZM122 240H123V238H122ZM125 241H126V239H125ZM140 241H142V240H140ZM143 242H144V240H143ZM138 243L140 244L139 241H138ZM138 243H135V244H137V246H139ZM56 244H57V242H56ZM127 244L129 245L128 247H130V244L129 243H127ZM127 244H124V245L127 246ZM135 244L131 243V248H132V245H135ZM147 244H149V243H147ZM45 245L44 244L43 245L39 244L31 251H27V252L24 251L25 253L22 252L21 254H19L20 253L19 252L18 254H19V256H22V257H25V258L26 257H28V258L30 257L31 259H33L34 261H31V259L29 260V261L32 262V264H34V263L35 264H45L44 262H46V264H47V261L44 260L45 259L44 258L45 254L43 255V252L44 253H48V254H46V257L47 256H49V257H47L46 259L49 258L52 261L51 264H98L99 262H100V264H103V262H105L104 260L106 258L110 259V255L112 253V252L109 253V249L112 247L111 246V247H109L108 250H107V247H106V251H108V252L102 251V250L93 251V249H88L91 252H87L84 249L83 251L86 252V253H81L82 252V249H81L79 253H77L78 250L75 253H71L72 251L74 252L76 250L75 249L73 250V249L70 248L71 251L69 249H67V251H69V253H66V251L63 249L65 252L63 250H62V252L58 251L59 253L57 251H55L54 254H52L53 253V251L51 252V248L52 247L49 248L48 247L49 245L48 246H45ZM55 246H57V245H54V248H52V250L55 249ZM144 247H145V245H144ZM59 248H61V247L59 246ZM131 248H129V249H131ZM132 249L136 250L134 248H132ZM140 249H141V252H143L142 256L145 255V257L143 256L145 259H148L152 255V252H151V250L149 251V248H147L148 250L146 249V247L144 249L143 248H140ZM142 249H143V251H142ZM48 250L51 253H49ZM57 250H59V249L57 248ZM112 250L113 249H111L110 251H112ZM14 253H12V254L10 253L11 255L8 254L9 256H11V257H9V256L8 257L9 258H14V256L16 257L15 254H17V253H15V254ZM55 253H57V254H55ZM118 253L119 252H117V254ZM249 253H250V255L247 254L248 255V263L249 264H258L260 261H261L260 263L264 262L262 260V259H264V256L261 259L258 255H254L253 250H251V252H249ZM114 254H115V251H114ZM247 255H246V257H247ZM0 256H1V254H0ZM5 256L7 257V254ZM19 256H18V258L16 257L18 260L21 258ZM146 256H147V258H146ZM235 257H238V256H235ZM240 257H242V261H243V259H245V258H243L244 256L239 255V260L241 259ZM109 259H107V261ZM232 259H234V258H232ZM239 260H237L235 263H239L241 261V260L240 261ZM19 261H21V263H22L23 258H21ZM16 262H14V263H16ZM239 264H241V263H239Z\"/></svg>",
  "mask_w": 264,
  "mask_h": 264
}]
</instances>
